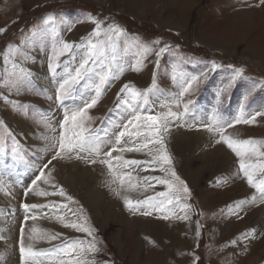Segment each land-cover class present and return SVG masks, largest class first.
<instances>
[{
    "label": "rangeland",
    "instance_id": "obj_1",
    "mask_svg": "<svg viewBox=\"0 0 264 264\" xmlns=\"http://www.w3.org/2000/svg\"><path fill=\"white\" fill-rule=\"evenodd\" d=\"M48 16L55 18L54 25L43 24L42 18ZM95 20L102 22V28L113 24L124 30L117 40V62L124 70L101 86L98 103L88 111L91 119L87 126L101 139L110 137L114 126L122 120L126 122L131 111L129 105L142 103L145 93L150 105L156 102V112L167 111L159 104L177 95L181 77L185 86L188 79H197L179 109L183 111L187 100L193 101L186 123L181 122L185 135L176 142L171 126L163 133L172 161L165 167L175 171L190 190L189 194L182 190L179 193L180 204L189 205L184 211L179 205L169 206V218L163 219V214L157 212L151 216L133 214L124 204L125 196L136 202L167 191L166 186L152 179L165 176L160 166L144 165L156 154L152 146H149L151 151L121 153L125 160L140 161L141 166L114 169V183H110L113 173L106 165L54 161L67 173L74 163L82 170L98 167L110 183L104 191L107 209L103 210V216L96 217L86 201V184L77 180V185L68 186L60 179L62 172L59 176L52 174L55 183L79 202L70 203L69 207L82 206L79 222L93 229L97 247L102 249L87 253L88 258H94L98 264L105 259L112 264H194V261L195 264H264V200L260 199L259 189L250 187L242 174H238V160L226 146L215 142L218 136L214 138V132L210 133L213 139L210 147L202 151L201 144L193 137L208 132L203 125L219 118L232 123L226 134L233 139L264 141V117L258 116L254 124L236 123L237 119H250L256 112H264V4L259 0H0V28L6 29L0 33V97L6 94L14 101L8 104L0 98V149L12 147L9 132L18 141V154L0 152V236L5 237L0 239V245L7 249L11 259L8 263L20 264L19 229L28 214L22 208L23 203L37 206L32 212L36 220L25 224L26 233L32 224L59 237L38 238L34 242L36 249L48 252L74 240L84 241L87 247L92 240L86 233L64 226L77 217L68 209L52 208L53 204L69 203L53 194L58 189L51 183L38 182L32 186L31 182L40 162H46L53 154L49 140L58 139L56 121L62 118L63 109L59 102L53 103L48 97H54L57 81L78 66L79 59L67 68L62 64L53 77L47 67L49 56L60 40L74 45L85 43L94 30ZM96 39L93 37L94 42ZM100 39L107 37L102 35ZM160 47H166L167 51L157 57L155 53ZM70 59L68 54L61 57L62 62ZM137 60L140 63L134 71ZM21 67L30 69L32 84L16 92L7 83ZM237 69L241 74L233 79ZM98 82L96 77L82 82L64 102L65 106L78 107L90 101ZM124 84L130 88L121 93ZM133 92L141 95L136 97ZM15 104L24 107L17 108ZM172 110H176L175 105ZM40 142L47 144V148ZM218 145L226 149L224 153L230 155L231 163H226L225 158L216 159L215 154L222 149ZM125 173L135 177V188L126 182L121 185V178L128 180ZM262 178L264 174L257 173L255 180L259 183ZM29 186L35 190L25 197V187ZM242 186L250 197L242 195ZM45 191L48 195L39 194ZM8 192L13 195H6ZM242 200L245 201L242 210L233 211ZM185 212L187 219L177 218ZM57 216H65L64 223ZM253 231L258 233L255 239L243 240L236 247L230 245L233 239ZM50 255L54 256L55 252ZM0 264H5V260ZM43 264H48L47 259Z\"/></svg>",
    "mask_w": 264,
    "mask_h": 264
},
{
    "label": "snow or ice",
    "instance_id": "obj_2",
    "mask_svg": "<svg viewBox=\"0 0 264 264\" xmlns=\"http://www.w3.org/2000/svg\"><path fill=\"white\" fill-rule=\"evenodd\" d=\"M260 4H264V0H259ZM43 19L44 25L55 23L53 16H48ZM102 22L99 20L93 21L94 30L89 35L87 41L82 44L74 45L71 42L58 41V47L53 48L51 55L49 56L48 70L53 77H56L58 69L63 67L67 68L70 63H73L78 59V66L74 67L72 71L57 81L58 87L55 89L54 97L49 96L48 99L52 100L53 103L59 102V106L63 109L62 118L58 123L59 133L58 139L53 138L49 140L50 147L53 148V154L50 159L46 162L41 161L40 167L36 171L35 178L31 182L32 186L37 185L38 182L43 184H52L54 189H58L53 194L59 195L69 203L63 205L53 204V209H68L74 216L77 217L75 221L69 220L68 223H64L65 216H57V219L61 223H64L65 227H70L79 232L86 233L92 240L88 241L87 247L84 246L85 242L82 240H74L64 247L54 248L48 252H42L34 247V242L39 239H57L58 235H52L46 231L37 227H31L29 232L25 231V224L29 220L35 221L36 215H33V210L37 207L36 205H30L23 203L22 208L26 214L23 217L18 238V248L20 254V264H43V261L47 259L48 264H98V262L92 258L89 259L87 253H98L102 249L97 247L95 242L94 231L91 227H85L79 222L80 214L83 212L82 206L78 209H72L69 204H79L74 198L67 194L62 186L55 183V177L52 175L55 168L54 161L68 160L78 161L83 164L93 165L101 164L106 165L110 173H113V180L110 183L115 182V173L113 170H121L124 168H137L141 166V162L137 160H125L121 153L124 152H141L142 149H149V146L155 148L156 154L152 157L151 161L144 162L146 167L153 165L160 166V171L165 173L163 178L153 177L152 179L160 185H164L167 188L166 192H159L155 196L150 197L146 200H138L133 202L127 196L124 197V204L127 209L136 214L140 212L142 215L151 216L153 212L162 213L163 219L169 218V211L172 207L180 206L181 211H184L189 207L188 204H180L179 193L189 194L190 190L186 186L185 182L180 180L176 172L170 167L165 165H171L172 161L165 148V141L163 133L169 130L172 125L179 126L181 122H185V117L189 113V106L193 104L192 100H187L183 103V111H180V106L186 93L192 88V83L197 77H192L186 81L181 77V90L176 96L172 97L168 102L160 103L159 107L167 109V111L156 112V102L149 104L147 94H144L143 102L140 104L129 105L131 111L128 113L126 122L121 121L119 125L114 126L113 132L107 139H101L97 134L87 126V121L91 118L88 115L89 109L93 108L97 103L101 93V86L114 80L117 75L123 72V67L117 62L118 56V44L117 40L119 36L123 34V29L119 26L109 24L106 28L101 27ZM6 29L0 28V33L5 32ZM36 33H33L35 36ZM104 35L107 37L106 40L100 39ZM93 37L97 39L93 41ZM159 43V41H157ZM75 49V51H74ZM9 51H19V49H9ZM167 51L166 47H160L159 51L155 53L159 57L162 53ZM65 54L70 56L69 61H61V57ZM8 57H4V63H7ZM27 59V56L25 57ZM140 63L136 61V65L133 66V70H138L137 65ZM16 65H13L15 69ZM216 67L215 64L212 65ZM241 70H235V75L239 76ZM31 71L29 68L21 67L19 72H13L12 78L8 81L7 87L14 89L19 92L25 86H31ZM98 78V83L95 84V95L90 101H85L81 106L69 108L65 106V101L73 94L76 87L82 82L91 81L93 78ZM130 85L124 84L121 89V93L129 90ZM133 95L139 97V92H133ZM2 100L8 104H13L14 101L9 99L8 95H2ZM247 99V97H245ZM172 105H175L176 110H172ZM17 108L24 107L20 104H15ZM264 117V112H256L251 115L250 119H237L236 123L243 122L245 124H254L257 117ZM2 123V122H0ZM232 123L223 121L222 119L215 118L211 123L203 125L209 133L214 132V138L217 144L226 146L234 157L238 160L239 173L246 179L247 184L252 187L259 189L260 199L264 200V178L259 183L256 182L255 177L257 173L264 174V141H257L255 139H233L230 134H226L227 128L232 127ZM51 127V125H49ZM56 131L55 128L52 129ZM45 139H49L45 137ZM8 140L12 141V147L10 149H0V152L7 153L10 151L12 154H18V141L13 137V134L9 132ZM260 145V147H258ZM159 146V147H156ZM129 180V187L135 188V184H131L132 179L131 173H125ZM9 179L11 174L9 173ZM147 181L148 177H144ZM124 179H120L121 185L124 184ZM177 182H179L177 184ZM180 185H183L182 189ZM25 187V197L30 192L35 190L34 187ZM117 196L120 195L116 189H113ZM40 195H48V193L40 192ZM6 195L12 196L11 192ZM245 201H240L235 205L233 211L240 209L242 210ZM178 219H187V213L183 216H178ZM258 233L255 231L244 233L240 238L233 239L230 245L233 247L238 246L243 240L255 239ZM0 239H5L4 236H0ZM154 243V242H153ZM55 252V255L50 253ZM199 257H196L198 260ZM101 264H112L110 260H103ZM195 264V261H194Z\"/></svg>",
    "mask_w": 264,
    "mask_h": 264
},
{
    "label": "bare ground",
    "instance_id": "obj_3",
    "mask_svg": "<svg viewBox=\"0 0 264 264\" xmlns=\"http://www.w3.org/2000/svg\"><path fill=\"white\" fill-rule=\"evenodd\" d=\"M173 126H171L172 127L171 133L173 135L174 141L177 142L180 139L179 137H182V135H185V132H184L185 126H184V123H181L179 126H175V125H173ZM193 137L196 138L198 140V143L201 144L200 145L202 147L201 151L203 149L210 147L211 141H213V139L210 137L209 132H203L201 134H195ZM40 143L42 144V146H45L47 148V146H48L47 144H44L42 142H40ZM49 146H50V144H49ZM219 147L222 148V146H219ZM223 148L221 150H218L217 153L215 154L216 159L220 160L222 158V160H224L223 158H225L226 163L229 164L232 162V158L230 157V155L224 153V150L226 151V149L225 148L223 149ZM54 165H55V168H54L52 174L55 176V175H58V173L62 172L60 179L62 180V182L65 185H68V186L77 185V180L80 181L81 183L86 184V186H87L86 201H87L88 206L93 210L94 216H96V217L97 216L99 217L100 215L103 216V213H102L103 210L107 209V207L104 206V201H103L105 199L104 191L109 189L108 186L110 184L109 181L106 179V175L104 176L103 172L101 173L98 170V167H95L92 170L86 169V168L82 170V169H80V166H78V164L74 163L72 165L71 172L67 173L68 171L64 167L60 168L58 166L57 162H54ZM124 177L127 178V176L125 174H124ZM131 177H132V179H131L130 183L135 184V181H136L135 177H133L132 175H131ZM124 181L129 186V180L126 181L124 179ZM240 185H242V183ZM242 188H243V186H242ZM241 191H242V195L244 197H246V198L250 197L249 192L245 188H243ZM112 199H113V197H112ZM263 215H264V212H263ZM122 217H124V216H122ZM263 218H262V220H264ZM30 227H33V225L31 224ZM29 230L30 229H28V232H29ZM6 250L7 249L5 247L0 245V252H1L0 261L5 260V264H9L8 262L11 261V259L9 258V256H7Z\"/></svg>",
    "mask_w": 264,
    "mask_h": 264
}]
</instances>
